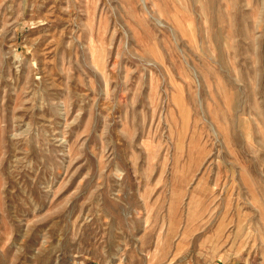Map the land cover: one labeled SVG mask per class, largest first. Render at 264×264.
<instances>
[{
    "label": "rangeland",
    "instance_id": "1",
    "mask_svg": "<svg viewBox=\"0 0 264 264\" xmlns=\"http://www.w3.org/2000/svg\"><path fill=\"white\" fill-rule=\"evenodd\" d=\"M0 264H264V0H0Z\"/></svg>",
    "mask_w": 264,
    "mask_h": 264
}]
</instances>
